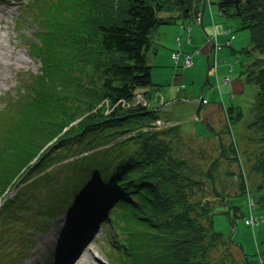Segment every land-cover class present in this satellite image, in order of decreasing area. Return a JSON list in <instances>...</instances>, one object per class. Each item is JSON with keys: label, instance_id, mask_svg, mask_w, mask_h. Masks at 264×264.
Listing matches in <instances>:
<instances>
[{"label": "trees", "instance_id": "obj_1", "mask_svg": "<svg viewBox=\"0 0 264 264\" xmlns=\"http://www.w3.org/2000/svg\"><path fill=\"white\" fill-rule=\"evenodd\" d=\"M46 3L27 0L22 5L39 23L36 37H42H37L40 45L33 48V56L41 61L42 75L29 80L15 103L0 109V201L39 170V177L53 184V199L51 204L36 200L31 205L25 196L35 195L19 188L0 222L45 230L42 221L80 208L78 214L72 212L71 239L85 240L87 229L111 228L116 233L105 249L111 264H264V256L257 261L232 253L218 258L216 251L227 249L229 241L214 228L208 196L195 198L196 191H204L205 178L213 183L214 163L205 169L182 154L180 125H155L166 103L157 110L134 101L136 93L150 95L162 87L153 83L148 62L150 50L157 51L152 43L159 28L194 18L205 2ZM216 3L222 17L237 19L241 29L251 31L253 49L261 55L244 66L242 76L258 87L255 118L249 124L254 141L250 136L249 141L257 145L251 170L261 178L257 200L264 209V0ZM48 23L66 32L54 44L48 41ZM122 99L131 105H116ZM103 102L109 103L108 113L107 106H99ZM21 110L26 111L24 120ZM36 205L40 220L30 224ZM26 211L30 215L21 220L19 212ZM21 240L24 246L30 244L26 237ZM25 251L13 263L12 253L0 247V264H21Z\"/></svg>", "mask_w": 264, "mask_h": 264}, {"label": "rangeland", "instance_id": "obj_2", "mask_svg": "<svg viewBox=\"0 0 264 264\" xmlns=\"http://www.w3.org/2000/svg\"><path fill=\"white\" fill-rule=\"evenodd\" d=\"M26 1L0 0V40L25 58L18 67L5 74L7 82L2 81L0 86V109L15 103L21 98L22 88L29 80L42 75L41 61L33 56V48L40 45L42 36L38 34L39 39L36 37L39 23L34 21V16L24 12L22 5ZM52 1L55 0H47L45 7ZM203 1V11H199L194 18L163 25L155 35L152 45L157 51L153 48L150 50L148 62L152 65L153 83L162 87L151 90L150 94L154 98L155 91H158L169 103L159 114L164 127L180 125L185 142L182 154L191 157L194 163L205 169L211 162L214 163L213 183L205 178L204 191H196L195 198L208 196L206 206L214 209V228L229 241L227 249H219L216 255L219 258L232 253L237 259L246 255L250 260L257 261L264 256V221L255 227L245 221L251 217L248 193L255 200L261 195L258 189L261 178L251 170L256 150L252 151L257 145H250L249 141V136L254 141L249 124L255 118L253 105L258 87L244 81L242 70L261 55L253 49L249 29H241L237 19L222 17L217 0ZM229 27L234 32L225 33ZM48 28V41L52 44L66 35L56 23H48ZM209 37L219 45L216 57ZM228 40L232 41L231 47L225 46ZM178 49L181 55L176 63L171 54L178 52ZM186 54L193 55L191 67H183ZM215 62L216 71L213 66ZM202 98L206 101H202ZM161 103L160 100L156 102V107H161ZM25 113V110H21L22 120ZM40 171L5 194L4 200L0 201V214L8 202L17 197L19 188L35 195L25 196L31 199V205H35L36 200L40 201V205L52 203L49 189L53 184L49 178L39 177L42 175ZM47 198L49 202H46ZM39 206H34L31 215L27 211L24 215L19 212V217L24 220L29 214V219L32 218L30 224H36L40 220L35 216L40 211ZM13 211L14 218L18 217L17 210ZM78 211L80 208L71 207L50 222L42 221L45 230L36 231L32 227L0 222V247L12 253L10 261L13 263L17 262L16 254L20 256L19 252L25 248L21 255L26 257L21 264H111L105 249L112 243L110 237L116 232L111 228L103 231L96 228L92 232L87 229L85 242L81 238L71 239L75 222L73 213L78 214ZM253 214L264 215V209L256 206ZM22 237L29 239L30 244L24 246ZM87 249L91 251L92 258L82 261Z\"/></svg>", "mask_w": 264, "mask_h": 264}, {"label": "bare ground", "instance_id": "obj_3", "mask_svg": "<svg viewBox=\"0 0 264 264\" xmlns=\"http://www.w3.org/2000/svg\"><path fill=\"white\" fill-rule=\"evenodd\" d=\"M10 39L11 38L8 35V40ZM209 41L212 44H215L217 42L212 37H209ZM8 46L9 45L5 44L2 39L0 40V86L1 84H3L2 81L7 82V80H5V74L8 73V71L14 69L15 67H18L22 62L25 61V58L22 54L18 53L14 48L10 50ZM84 258H86V261L91 260L92 255L89 249L86 250V256L82 258V261L84 260Z\"/></svg>", "mask_w": 264, "mask_h": 264}, {"label": "built area", "instance_id": "obj_4", "mask_svg": "<svg viewBox=\"0 0 264 264\" xmlns=\"http://www.w3.org/2000/svg\"><path fill=\"white\" fill-rule=\"evenodd\" d=\"M230 31L233 32L231 28L225 29V33H228ZM189 32H190V30H189ZM216 36H217V34L215 33V39H216ZM178 41H179V39H178ZM226 45L230 46L231 45V40L226 41ZM213 46H214L215 57H216L217 56L218 43L216 42L215 44H213ZM180 55H181V52L179 50L178 52L172 53V58L176 62H178ZM192 58H193L192 54H186L185 55L184 67L193 66V59ZM213 66L215 67L214 70L216 71L217 70V62H215ZM138 98L141 99L142 96L138 95ZM156 124L158 126H161V125H163V122H162V120H157ZM248 196H249V207H250V211H251V217L246 220V223L250 224V225H252L254 227V226L258 225L261 221H264V215L256 216V215L253 214V209L257 206V202H256V200L254 198L250 197V194Z\"/></svg>", "mask_w": 264, "mask_h": 264}]
</instances>
